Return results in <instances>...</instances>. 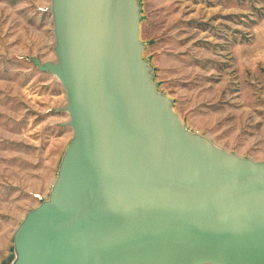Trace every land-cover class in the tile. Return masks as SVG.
I'll use <instances>...</instances> for the list:
<instances>
[{
    "label": "water",
    "instance_id": "water-1",
    "mask_svg": "<svg viewBox=\"0 0 264 264\" xmlns=\"http://www.w3.org/2000/svg\"><path fill=\"white\" fill-rule=\"evenodd\" d=\"M139 0H51L73 136L9 264H264V161L192 131L144 59Z\"/></svg>",
    "mask_w": 264,
    "mask_h": 264
},
{
    "label": "rangeland",
    "instance_id": "rangeland-1",
    "mask_svg": "<svg viewBox=\"0 0 264 264\" xmlns=\"http://www.w3.org/2000/svg\"><path fill=\"white\" fill-rule=\"evenodd\" d=\"M143 56L191 129L264 161V0H139ZM51 0H0V264L48 197L73 130L56 61Z\"/></svg>",
    "mask_w": 264,
    "mask_h": 264
}]
</instances>
